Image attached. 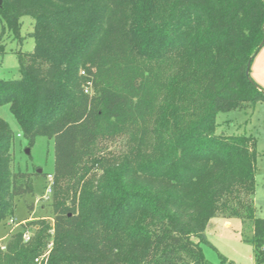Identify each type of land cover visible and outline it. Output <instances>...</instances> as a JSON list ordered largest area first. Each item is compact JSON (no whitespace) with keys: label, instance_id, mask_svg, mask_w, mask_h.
<instances>
[{"label":"trees","instance_id":"1","mask_svg":"<svg viewBox=\"0 0 264 264\" xmlns=\"http://www.w3.org/2000/svg\"><path fill=\"white\" fill-rule=\"evenodd\" d=\"M263 26L264 0H2L0 53L5 38L33 47L10 50L19 77L0 78V107L27 146L53 141L54 167L53 225L12 232L0 264H36L49 243L47 264H208L216 216L247 226L264 264L256 141L217 130L219 113L264 101L245 76ZM13 139L0 119V222L33 194Z\"/></svg>","mask_w":264,"mask_h":264},{"label":"rangeland","instance_id":"2","mask_svg":"<svg viewBox=\"0 0 264 264\" xmlns=\"http://www.w3.org/2000/svg\"><path fill=\"white\" fill-rule=\"evenodd\" d=\"M22 23L21 33L23 36H27V33L31 31L30 19L23 17ZM5 40V53H0V78L17 79L19 77V64L16 56L10 50L30 51L33 47V41L31 38H26L25 43L20 46L9 41V38H5ZM249 78L264 93V43L252 59ZM0 119L14 132L13 147L11 149L12 169L35 174L32 176L33 194L25 199L16 198L13 216L0 222V244L3 245L12 232H17L22 227L26 230L25 234L27 236L32 235L36 230V226L28 225L27 222L29 221L43 220L49 223L50 226L53 225L51 207L49 206L52 193L48 199L42 196L46 192V176L53 172L54 148L53 141L42 136L37 137L31 147L27 146V142L22 137L16 120L7 105L0 107ZM217 124V130L222 131L225 135H243L255 139L257 158L255 163L256 186L253 200L256 217L264 218V101H260L253 108L219 113ZM26 149H28L29 154L25 153ZM39 170L40 172H38ZM29 205L32 206V211L29 210ZM11 219L13 220L12 223L9 222ZM230 223V228L222 227V217L220 216H216L209 221L205 231L209 245H201L206 263L252 264L250 245L241 236L249 233L247 226L243 227L236 218H230ZM50 248L47 247L40 257L43 258L46 255L48 258ZM47 258L42 259V264H47Z\"/></svg>","mask_w":264,"mask_h":264},{"label":"built area","instance_id":"3","mask_svg":"<svg viewBox=\"0 0 264 264\" xmlns=\"http://www.w3.org/2000/svg\"><path fill=\"white\" fill-rule=\"evenodd\" d=\"M46 182H47V186H46V189H45L46 192H45V194L42 197L45 198V199H48L49 195L52 193L53 178H52L51 174L46 176ZM9 222L12 223L13 220L11 219ZM23 239H24V241H28L29 236L24 234L23 235ZM51 245H52V243H49L48 248H50ZM1 248L4 249L3 246ZM46 258H47L46 255H44L43 258L42 257H40V259L37 258V259H35V263L39 264L41 262L40 264H42V259H46Z\"/></svg>","mask_w":264,"mask_h":264},{"label":"crops","instance_id":"4","mask_svg":"<svg viewBox=\"0 0 264 264\" xmlns=\"http://www.w3.org/2000/svg\"><path fill=\"white\" fill-rule=\"evenodd\" d=\"M208 225H209V223H208ZM222 227H224V228H230L231 227L230 219H224V218H222ZM250 259L252 260V264H255L254 258H253V255H252L251 247H250Z\"/></svg>","mask_w":264,"mask_h":264},{"label":"water","instance_id":"5","mask_svg":"<svg viewBox=\"0 0 264 264\" xmlns=\"http://www.w3.org/2000/svg\"><path fill=\"white\" fill-rule=\"evenodd\" d=\"M2 0H0V6H1ZM263 31H264V26H263ZM264 42V41H263ZM263 42L261 43L260 47L262 46ZM250 64H251V58L248 60L247 64H246V69H245V76L246 78L251 81V79L249 78V69H250ZM26 154H29L28 149L25 150ZM40 172V170L38 171Z\"/></svg>","mask_w":264,"mask_h":264}]
</instances>
